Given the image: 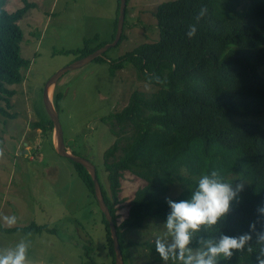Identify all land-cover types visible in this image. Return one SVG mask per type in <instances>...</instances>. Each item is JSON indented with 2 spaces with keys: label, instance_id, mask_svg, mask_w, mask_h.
<instances>
[{
  "label": "trees",
  "instance_id": "trees-1",
  "mask_svg": "<svg viewBox=\"0 0 264 264\" xmlns=\"http://www.w3.org/2000/svg\"><path fill=\"white\" fill-rule=\"evenodd\" d=\"M7 1L0 0V100L6 107L15 94L9 87L20 84L21 69L27 65L20 55L18 22L33 8L24 2L9 13ZM243 1L162 2L154 14L158 39L109 61L111 75L130 63L137 77L154 89L148 96L133 92L120 112L101 119L114 137L102 161L108 187L95 168L96 178L116 230L123 264H136L140 257L144 264H181L173 258L163 261L154 240L136 242L131 237L144 236L148 223L164 226L171 211L167 201L189 199L200 177L213 171L234 191L237 185L243 187L230 201L226 216L216 225L202 226L188 247L197 250L201 240L218 241L221 235L250 234L252 240L242 250L234 251L228 260L221 257L218 264H258V258L264 259L260 255L264 243L257 240L264 233V213L260 211L264 208V122L250 119L264 114V0H250L247 5ZM117 16L118 4L115 27ZM192 25L196 33L189 39L186 32ZM114 34L115 29L111 42ZM124 39L123 27L120 42ZM96 40L97 36L85 41L83 48L72 53L80 59L107 44L87 46ZM95 61L104 60L99 57ZM59 98L55 92V110ZM0 114L5 115L2 106ZM32 127L51 140L52 124L47 116ZM72 164L97 206L89 174L81 165ZM125 172L143 184L119 222L120 180ZM100 215L105 232L104 261L93 256L91 243L86 242L80 248V264H114L108 223ZM250 225H255L251 231ZM15 231L41 233L48 228L31 224Z\"/></svg>",
  "mask_w": 264,
  "mask_h": 264
},
{
  "label": "rangeland",
  "instance_id": "rangeland-1",
  "mask_svg": "<svg viewBox=\"0 0 264 264\" xmlns=\"http://www.w3.org/2000/svg\"><path fill=\"white\" fill-rule=\"evenodd\" d=\"M166 1L172 0H128L125 39L101 56L104 61L94 60L66 72L50 90L52 100L55 92L60 94L56 112L66 148L91 162L99 176L102 174L106 188L103 153L113 144L114 137L101 119L120 112L133 92L148 96L154 91L137 77L130 63L111 75L109 61L158 39L154 14L158 5ZM24 2L33 4L18 22L22 31L20 55L27 65L21 69L20 84L9 87L15 91L9 106L0 100L5 110V115L0 114V150L3 151L0 215L17 217L13 226L0 221V253L23 240L30 244L28 264H80V248L90 242L93 256L104 261L105 232L98 206L87 193L72 162L56 154L52 136L50 140L32 124L46 117L42 105L45 82L79 60L72 52L83 48L85 41L95 36L97 40L89 41L88 47H95L99 42L111 43L119 3L118 0H8L6 11L12 13L23 7ZM249 2L244 0L243 4ZM250 119L264 122V114ZM142 184L134 175L123 173L119 222L126 217L133 194ZM31 224L47 227L48 231H15ZM146 232L144 236L133 235L131 240L160 239L170 244L171 237L164 226L148 223ZM141 258L134 262L144 264Z\"/></svg>",
  "mask_w": 264,
  "mask_h": 264
},
{
  "label": "clouds",
  "instance_id": "clouds-1",
  "mask_svg": "<svg viewBox=\"0 0 264 264\" xmlns=\"http://www.w3.org/2000/svg\"><path fill=\"white\" fill-rule=\"evenodd\" d=\"M195 33L196 27L189 26L186 32L187 37L191 39ZM0 156H3L2 150H0ZM242 187V185H237L234 191L229 183L221 182L217 177V172L213 171L210 176L202 175L200 177L198 187L189 199L179 202L168 200L167 203L171 211L167 215L164 227L167 230V235L171 237V243L165 244L160 239L155 241V251L159 257L163 261L173 258L180 261L181 264H218L221 257L228 260L234 251L242 250L244 245L252 240L250 234L239 237L221 235L218 241L201 240L199 242L201 247L195 251L188 247L192 242L193 234L199 232L202 226L216 225L226 216L230 209V201L237 197ZM260 211L264 213V208H261ZM0 221L8 226H13L17 223V217L0 215ZM249 227L251 231L255 225ZM257 240L264 243V233H261ZM29 246V242L22 240L14 248L0 253V264H28ZM260 255L264 257V248L260 250ZM258 264H264V259L258 258Z\"/></svg>",
  "mask_w": 264,
  "mask_h": 264
},
{
  "label": "water",
  "instance_id": "water-1",
  "mask_svg": "<svg viewBox=\"0 0 264 264\" xmlns=\"http://www.w3.org/2000/svg\"><path fill=\"white\" fill-rule=\"evenodd\" d=\"M126 4H127L126 0H119L116 30L112 42L103 45L102 47L96 49L94 52L88 54L86 57L84 58L82 57L79 60L75 61L74 63L68 65L67 67L57 71L55 74L51 76V78H49L45 82L42 90V105L46 113V116L48 117L49 121L52 124V142H53L54 150L58 156L81 165L89 174L93 183L94 197L97 206L100 212L103 214L106 222L108 223L110 237L112 240L113 251H114V264H123V260L121 257V253L117 241L116 230L112 222V218L110 216L108 208L104 203L100 186L96 178L95 166L91 162L83 158H80L78 156H75L69 149L66 148L63 140L62 128L58 119V114L55 110L52 99L50 98V90L53 89L58 79L63 74H65L68 71L75 70L89 64L95 59L101 57L107 50L115 47L119 43L121 34L123 33Z\"/></svg>",
  "mask_w": 264,
  "mask_h": 264
},
{
  "label": "bare ground",
  "instance_id": "bare-ground-1",
  "mask_svg": "<svg viewBox=\"0 0 264 264\" xmlns=\"http://www.w3.org/2000/svg\"><path fill=\"white\" fill-rule=\"evenodd\" d=\"M53 143V142H52Z\"/></svg>",
  "mask_w": 264,
  "mask_h": 264
}]
</instances>
